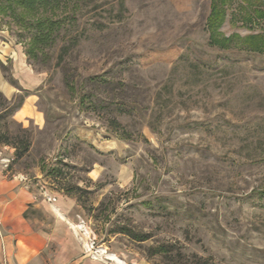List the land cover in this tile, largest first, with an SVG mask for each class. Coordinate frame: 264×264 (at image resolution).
<instances>
[{
  "label": "rangeland",
  "instance_id": "rangeland-1",
  "mask_svg": "<svg viewBox=\"0 0 264 264\" xmlns=\"http://www.w3.org/2000/svg\"><path fill=\"white\" fill-rule=\"evenodd\" d=\"M74 1L37 58L26 55L32 20L0 16V72L41 117L13 118L31 146L16 159L0 145V168L64 199L94 264H165L147 252L166 243L211 264H264V19L234 0L219 48L211 0ZM15 48L35 81L1 61Z\"/></svg>",
  "mask_w": 264,
  "mask_h": 264
},
{
  "label": "crops",
  "instance_id": "crops-1",
  "mask_svg": "<svg viewBox=\"0 0 264 264\" xmlns=\"http://www.w3.org/2000/svg\"><path fill=\"white\" fill-rule=\"evenodd\" d=\"M5 57L14 61L15 72L26 73L30 82L35 81L27 69L19 68L25 56L18 48L2 56V62ZM0 91L7 99L16 93L1 72ZM31 105L27 97L14 117H18L19 122L35 119L40 122L41 117ZM7 175L0 168V264H94L67 222L64 199L49 195L52 201H48L28 185Z\"/></svg>",
  "mask_w": 264,
  "mask_h": 264
},
{
  "label": "trees",
  "instance_id": "trees-1",
  "mask_svg": "<svg viewBox=\"0 0 264 264\" xmlns=\"http://www.w3.org/2000/svg\"><path fill=\"white\" fill-rule=\"evenodd\" d=\"M1 1L0 16L7 14V10L10 15L15 16L16 9H20L21 17H28L32 20L31 28L33 34L30 37L29 47L26 52L29 58H37L40 53L39 51L44 47H52L56 44L59 30L62 28V20L54 17L57 12L62 11L64 7L68 9L70 1L75 7L79 8L77 1L74 0H0V3ZM233 2L234 0H211L206 24V29L209 33V44L211 46L223 48L232 40L231 36L224 38L222 34L216 31L226 19L227 5H232ZM243 2L244 7L242 6V8L244 10H248L249 6L254 8L252 9L253 12L248 11L250 15L256 17L257 20L264 19V0H243ZM245 21L251 22L252 20L247 17ZM63 52H65L64 47H62ZM62 58L63 55L60 54L58 63L61 62ZM0 69L2 72H5V67L1 62ZM93 80L95 81L96 79ZM64 84L69 91L72 93L76 92L75 81L72 77L66 75ZM24 98L25 96L18 95L12 99H7L0 92V145L12 148L16 159L28 153L31 146L29 131L13 119L16 112L21 108ZM80 103H84L83 98H81ZM120 110L124 111L122 108ZM111 123L121 128L118 122L112 120ZM11 126L13 127L11 128ZM44 171L42 170V172ZM52 173L55 174V170ZM69 193L65 194L69 195ZM118 233L124 234L138 243L149 239L148 235L135 233L126 227L121 228ZM147 253L148 257L159 256L165 264H211L208 260L196 255H192L191 257L184 256L179 249H176V245L174 244H160L149 248Z\"/></svg>",
  "mask_w": 264,
  "mask_h": 264
}]
</instances>
